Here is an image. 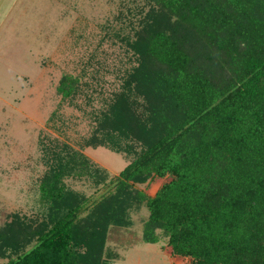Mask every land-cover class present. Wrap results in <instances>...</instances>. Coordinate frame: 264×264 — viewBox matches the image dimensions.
Listing matches in <instances>:
<instances>
[{
  "label": "trees",
  "instance_id": "obj_1",
  "mask_svg": "<svg viewBox=\"0 0 264 264\" xmlns=\"http://www.w3.org/2000/svg\"><path fill=\"white\" fill-rule=\"evenodd\" d=\"M115 18L102 40L122 51L118 86L104 95L83 81L95 63L101 84L96 50L56 92L60 104L100 96L82 148L132 160L109 177L82 150L44 145L41 209L5 215L0 260L110 264L111 228L145 207L146 243L166 238L190 264H264V0H123ZM155 177L170 180L154 196L136 186ZM69 178L104 192L91 198Z\"/></svg>",
  "mask_w": 264,
  "mask_h": 264
},
{
  "label": "rangeland",
  "instance_id": "obj_2",
  "mask_svg": "<svg viewBox=\"0 0 264 264\" xmlns=\"http://www.w3.org/2000/svg\"><path fill=\"white\" fill-rule=\"evenodd\" d=\"M122 3L0 0V224L10 212L33 216L41 209L39 181L47 169L44 145L67 143L82 150L109 177L131 162L129 155L105 147L82 148L92 129V112L101 106L100 96L91 102L80 96L60 104L56 92L61 76L82 75L84 62L96 50L104 65L97 76L101 84L91 79L95 63L85 71L83 81L102 87L104 95L118 86L119 71L114 70L122 51L118 42L102 38L120 26L115 17ZM169 180L155 177L136 186L154 196ZM66 183L91 198L104 192L90 180L69 178ZM148 215L144 207L132 213L131 227L111 228L107 250L117 256L110 264H190L189 258L172 254L166 238L154 244L143 241Z\"/></svg>",
  "mask_w": 264,
  "mask_h": 264
}]
</instances>
